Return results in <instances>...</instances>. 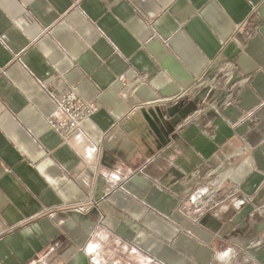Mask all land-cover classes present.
<instances>
[{
  "label": "crops",
  "instance_id": "obj_1",
  "mask_svg": "<svg viewBox=\"0 0 264 264\" xmlns=\"http://www.w3.org/2000/svg\"><path fill=\"white\" fill-rule=\"evenodd\" d=\"M0 264H264V0H0Z\"/></svg>",
  "mask_w": 264,
  "mask_h": 264
},
{
  "label": "built area",
  "instance_id": "obj_2",
  "mask_svg": "<svg viewBox=\"0 0 264 264\" xmlns=\"http://www.w3.org/2000/svg\"><path fill=\"white\" fill-rule=\"evenodd\" d=\"M96 112L95 104L83 101L74 90H68L57 100L56 109L48 118V123L53 131L66 140Z\"/></svg>",
  "mask_w": 264,
  "mask_h": 264
}]
</instances>
